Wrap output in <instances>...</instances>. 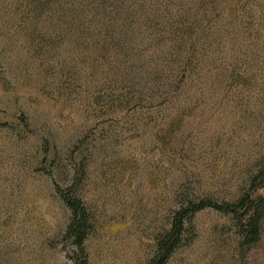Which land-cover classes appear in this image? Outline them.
I'll use <instances>...</instances> for the list:
<instances>
[{"label": "rangeland", "instance_id": "374dc122", "mask_svg": "<svg viewBox=\"0 0 264 264\" xmlns=\"http://www.w3.org/2000/svg\"><path fill=\"white\" fill-rule=\"evenodd\" d=\"M264 0H0V264H264ZM68 190L88 217L81 256Z\"/></svg>", "mask_w": 264, "mask_h": 264}, {"label": "trees", "instance_id": "16d2710c", "mask_svg": "<svg viewBox=\"0 0 264 264\" xmlns=\"http://www.w3.org/2000/svg\"><path fill=\"white\" fill-rule=\"evenodd\" d=\"M61 197L70 212L65 229L66 237L71 240L77 252L84 256L83 241L89 224L87 213L81 201L68 190ZM206 206L238 216V221L243 223V228L246 229L245 233L249 242L256 240L262 218V202L253 200L249 194H244L234 202H223L219 205L207 198L187 200L173 212L168 229L156 238L152 254L145 264H164L181 240L186 217ZM84 263L85 259L82 257L80 264Z\"/></svg>", "mask_w": 264, "mask_h": 264}]
</instances>
